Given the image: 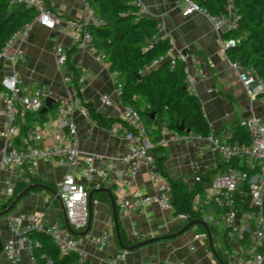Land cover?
I'll list each match as a JSON object with an SVG mask.
<instances>
[{
    "label": "crops",
    "instance_id": "1",
    "mask_svg": "<svg viewBox=\"0 0 264 264\" xmlns=\"http://www.w3.org/2000/svg\"><path fill=\"white\" fill-rule=\"evenodd\" d=\"M181 1L140 0L138 10L141 15L158 20L164 32L174 38L177 49L187 50L197 55L196 78L191 93L200 100L204 117L209 126L215 131L223 128L233 130L238 121L252 114L264 121V94L253 99L246 96L238 79V71L222 47L225 30L216 28L203 13L195 12L183 15L181 9L176 6ZM48 3L50 5L48 8L56 16V23L52 28L38 22L32 23L26 38L17 42L23 50V58L14 65L15 71L24 84L31 85L34 81L46 84L51 91V97L58 102L69 94L75 95L81 103L90 102L102 117L120 119L124 104L121 101L120 88L114 82L108 60L97 49L84 51L77 49L75 45L79 27L89 23L85 11L86 1L48 0ZM231 11H233L232 7ZM58 45L67 49L70 73L72 74L69 62L81 75V80L76 87L74 82L64 85L61 81L62 74L58 69L54 55V49ZM10 71V63L1 59L0 78ZM209 88L212 91H208ZM77 89L80 94L77 93ZM102 94H106L110 98V105L101 102ZM226 94H229L232 99H229ZM139 100L141 108L144 110L147 106L146 100L142 97ZM56 109L46 112L43 118L39 113H30V119L28 120L27 115L23 121V129L36 122H54ZM2 111L3 103L0 101V134L5 125ZM73 121L77 128L81 151L78 167L70 168L58 163L56 159H41L36 176L27 183L29 185L36 184L41 189L32 190L33 188H31L28 190L11 213H41L44 214L46 222L57 221L66 228L63 206L56 197V193L64 175L69 173L79 177L89 192L100 187L111 189L117 205L119 220L129 239L136 243L155 236L174 233L189 222L182 215L174 214L173 207L161 209L153 203L145 205L140 211H132L126 215L120 214L118 203L121 196H129L136 188L140 189L143 194H154L157 191L155 184L148 177L147 168L142 164L132 180V185L129 188L123 187L119 193L115 192L116 186L111 181L106 182L98 177L91 180L80 178L79 169L86 157H92L98 167L107 168L110 161L119 159L128 152L129 142L112 133L111 127H100L89 115L74 113ZM111 125H123V123L120 119ZM164 125L165 122L150 124L148 126L150 134L152 137L157 134L161 135L167 152L166 168L168 173L173 178H179L186 188L193 190L198 184L195 181V176L216 168L220 156L207 136L190 132L177 134L168 130ZM51 130L50 128L44 130L41 146L49 147L53 143L49 135ZM3 148L4 144L0 135V157ZM116 164L117 168L122 171H126L128 168L125 164ZM163 178L167 181L165 177ZM7 181L18 182L20 180L10 169H6L0 172V187H4ZM209 183L208 180L204 181V188ZM99 192L105 193V196L101 195V199H99ZM10 197L3 198L0 207ZM199 213L201 219L204 220L208 215L216 216L214 209L209 207H206L205 211L202 209ZM91 214L90 229L87 235H98L106 230L110 237L103 249L92 245L86 236L79 237L82 238V247L87 253L86 264H111L108 258L123 249L116 240L112 205L106 191L93 193ZM206 223L212 226L209 220H206ZM198 227L199 225H194L175 238L162 239L138 247L133 251H126L127 255L123 264H219L209 247L207 237H194L196 234L206 233L205 230L200 232ZM10 237H12V233L7 225L5 215L0 218V244L3 246V243ZM28 241L24 244L21 252L20 264H35L31 256L30 240L28 239ZM0 264H8L2 250Z\"/></svg>",
    "mask_w": 264,
    "mask_h": 264
},
{
    "label": "built area",
    "instance_id": "2",
    "mask_svg": "<svg viewBox=\"0 0 264 264\" xmlns=\"http://www.w3.org/2000/svg\"><path fill=\"white\" fill-rule=\"evenodd\" d=\"M14 1L22 2L27 7L34 6L37 13L29 22L13 32L0 49V60H6L11 65V71L0 78V101L3 103L2 114L5 123L0 134L4 144L0 157V172L10 169L18 180L29 183L36 176L41 159H56L58 163L70 168L78 167L81 151L73 115L74 113L84 116L89 114L78 97L69 94L60 99L54 122H36L23 129L22 124L27 115L40 113L46 99L51 96V91L46 84L37 81L31 85L23 83L14 68L16 62L23 58V50L17 42L26 38L34 22L49 28L54 27L56 16L43 0ZM132 4L139 9L140 0H132ZM176 6L181 9L183 15L195 12L205 14L216 28L226 31L237 27L238 16L234 9L231 11L232 6L227 8V12L218 16L209 15L206 9L199 5L198 0H182ZM85 11L89 23L97 25L99 19L88 4ZM157 38L167 39L169 47L165 56L154 60L152 64L155 65L166 58L172 68L177 62H181L186 89L192 92L198 64L197 55L177 49L174 38L164 32L161 24H158L157 33L153 36V39ZM236 42L238 40L225 39L222 47L226 50ZM75 43L79 50L96 49L91 34L82 26L79 27ZM54 55L62 74V83L72 84L73 76L68 70L67 49L58 45L54 49ZM233 66L238 71V79L249 99L264 92V81L257 76L253 67L242 68L238 63H233ZM116 76L117 72L114 71V82L120 88ZM80 80L81 75L79 82ZM208 91L212 89L209 88ZM100 100L105 105L111 104L106 94H102ZM120 119L123 125H112L110 130L129 142L128 152L119 159L110 161L107 168L98 167L92 157H86L79 169L80 178L91 180L98 177L106 182L111 181L116 186L115 192L119 193L123 187L129 188L132 185L134 176L144 164L148 177L155 184L157 191L154 194H143L136 188L129 196H121L118 203L119 213L126 215L132 211H140L151 203L161 209L171 208L169 199L171 188L155 166L152 151L154 141L149 127L131 105H124ZM239 123L248 131V140L245 143L233 140L231 129L223 128L215 131L211 128L207 138L220 158L229 162V165L220 174L215 175L203 191L194 195L192 205L197 211H202L203 207L213 208L214 212L220 215L221 220L216 216L208 215L205 221L209 220L214 229L219 228L223 223L225 244L232 248V251L224 256L227 258V264H264V121L252 114L241 119ZM47 128L52 129L49 135L53 143L49 147H44L40 144L44 130ZM160 142L163 144L162 139ZM116 163L127 165V170L118 169ZM195 181H201L199 175L195 176ZM15 183L16 181H7L4 187H0V204L3 198L13 195ZM88 196L89 189L75 174L64 175L57 187L56 197L63 206L67 220L75 229L83 230L88 225ZM182 216L187 219L185 215ZM6 222L12 233V237L2 246L8 264H20L24 244L29 242L26 233L30 230L46 232L56 244L60 254L75 252L78 264H86L87 253L82 247V238L72 235L57 221L46 222L44 214L8 213ZM85 236L92 245L103 249L108 243L110 234L103 230L98 235ZM194 237L206 238L207 234H196ZM126 255V251L120 250L111 255L108 261L111 264H123Z\"/></svg>",
    "mask_w": 264,
    "mask_h": 264
},
{
    "label": "trees",
    "instance_id": "3",
    "mask_svg": "<svg viewBox=\"0 0 264 264\" xmlns=\"http://www.w3.org/2000/svg\"><path fill=\"white\" fill-rule=\"evenodd\" d=\"M43 1L50 8L48 0ZM85 1L99 21L97 25L87 23L82 27L91 34L95 48L108 60L110 70L117 72L116 79L121 85L122 103L135 108L147 126L165 122L164 126L168 130L186 134V131L178 130L179 125L183 123L185 129H190V133L208 136L211 127L204 117L200 100L186 89L182 63L177 62L171 68L170 61L165 58L155 65L152 64L154 60L165 56L169 47L167 39H153L159 21L140 15L132 0ZM198 3L211 16L221 15L227 12L228 7H233L238 16L237 27L226 30L223 38L238 42L229 46L226 54L231 62L238 63L242 68L253 67L257 76L264 81V0H198ZM36 13L37 9L34 6L27 7L22 2L14 0H0V49L10 35L29 22ZM69 67L76 87L80 74L70 62ZM77 93L80 94L78 89ZM226 96L232 99L229 94ZM140 97L147 103L144 110L141 108ZM58 105L59 102L54 103L51 110L54 111ZM83 105L87 108L89 117L100 127H111V123L120 120L102 117L90 102H84ZM152 112L155 114L154 118L150 116ZM39 114L43 118L45 113ZM152 139L155 166L170 185L169 199L174 214L185 215L187 221L201 219L199 211L193 208V197L197 192L204 190V181H211L215 175L224 171L229 162L220 158L216 168L198 173L201 181L193 190H189L179 178H173L168 173L167 152L160 142L161 135L157 134ZM233 140L244 143L248 140V131L239 121L234 125ZM27 186L29 184L24 181L16 182L12 197L2 203L0 211L8 207ZM40 189L41 187L36 186L32 190ZM101 195L105 196V193L99 192V199ZM209 227L213 240L215 229ZM198 230L204 232L202 226H199ZM119 231L124 245L132 246L136 243L129 239L120 220ZM26 236L30 240L31 256L35 264H78L77 254L75 252L60 254L46 232L30 230ZM218 254L227 264L221 253Z\"/></svg>",
    "mask_w": 264,
    "mask_h": 264
},
{
    "label": "water",
    "instance_id": "4",
    "mask_svg": "<svg viewBox=\"0 0 264 264\" xmlns=\"http://www.w3.org/2000/svg\"><path fill=\"white\" fill-rule=\"evenodd\" d=\"M57 102H58V100H55L53 97H51V96L48 97L46 99V101H45V105L41 108L40 113L48 112L49 110L52 109V105L54 103H57ZM150 116L152 118H154V116H155L154 112H152L150 114ZM178 130H184L187 133L190 132L189 128L185 129L183 123L179 125ZM35 186H36V184L29 185L26 189H24L21 193H19L14 198V200L11 203V205L0 212V218H2L3 216L7 215L8 213H11L15 209V206L19 202V200L28 192V190H30L31 188H34ZM44 188L49 189L46 186H44ZM96 191H106L108 193L109 197H110L112 210H113L114 229H115L116 240H117L118 244L120 245V247L123 250L129 252V251L135 250L138 247H142V246H145V245H148V244H152V243H155V242H157L159 240H162V239H172V238H175L176 236H179V235L185 233L187 230H189L194 225H199V226H202L204 228V230H205V232L207 234L209 247H210L214 257L217 259L218 263L219 264H226L225 261L217 253V251H216V249L214 247L213 240H212V235H211V229H210L209 225L206 223V221L204 219H195V220L189 221L186 224H184L181 227V229H179L178 231H176L174 233L168 234V235L155 236V237L146 239L144 241H140V242H138V243H136V244H134L132 246L124 245L123 242H122L120 231H119V214H118V210H117V205L115 203V199H114L113 193H112L111 189H109L108 187L95 188V189H93L92 191L89 192V196H88L89 220H88V225L82 231H77L71 226V224L67 220V218H66V216L64 214V210H63V217H64V222H65L66 229L72 235L77 236V237H81V236L87 235V233L89 232L91 218H92V214H91V210H92V195ZM1 250H2V245L0 244V252H1Z\"/></svg>",
    "mask_w": 264,
    "mask_h": 264
},
{
    "label": "rangeland",
    "instance_id": "5",
    "mask_svg": "<svg viewBox=\"0 0 264 264\" xmlns=\"http://www.w3.org/2000/svg\"><path fill=\"white\" fill-rule=\"evenodd\" d=\"M202 209H204V211H205L206 210V207H203ZM216 218L219 219V220H221L220 219V215H218V214H216ZM222 225H223V223H221V226L219 228H216L215 227V233L213 235V240H214V244H215L216 249L224 257L226 253L232 251V248L229 247V246H226V244H225V240H224V229H223ZM76 230H78V229H76ZM224 258L227 260L226 257H224Z\"/></svg>",
    "mask_w": 264,
    "mask_h": 264
}]
</instances>
